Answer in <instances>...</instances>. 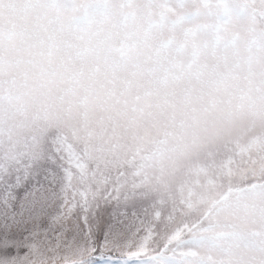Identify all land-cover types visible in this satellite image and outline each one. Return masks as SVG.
<instances>
[{
    "label": "snow or ice",
    "instance_id": "snow-or-ice-1",
    "mask_svg": "<svg viewBox=\"0 0 264 264\" xmlns=\"http://www.w3.org/2000/svg\"><path fill=\"white\" fill-rule=\"evenodd\" d=\"M0 264H264V0H0Z\"/></svg>",
    "mask_w": 264,
    "mask_h": 264
}]
</instances>
